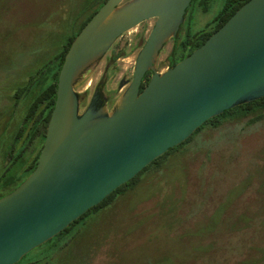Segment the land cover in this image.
Wrapping results in <instances>:
<instances>
[{
  "label": "water",
  "instance_id": "95a60500",
  "mask_svg": "<svg viewBox=\"0 0 264 264\" xmlns=\"http://www.w3.org/2000/svg\"><path fill=\"white\" fill-rule=\"evenodd\" d=\"M192 2L107 0L76 36L38 165L0 198V264H18L207 121L264 98V0H249L191 55L157 71ZM150 19L156 25L112 109L99 88L82 110L79 87L120 37Z\"/></svg>",
  "mask_w": 264,
  "mask_h": 264
},
{
  "label": "rangeland",
  "instance_id": "374dc122",
  "mask_svg": "<svg viewBox=\"0 0 264 264\" xmlns=\"http://www.w3.org/2000/svg\"><path fill=\"white\" fill-rule=\"evenodd\" d=\"M85 2L0 0V24L11 23L13 29L16 27L13 34L19 35L14 42L16 68L9 74L14 80L18 76L19 86L28 80L24 72L33 69L46 47L55 45V41L44 39L64 33L63 25H69L75 14L84 13ZM225 2L214 0L209 12L195 2L185 28H189L191 18L193 32L205 29ZM138 29L116 42V52L128 51L131 46L132 50L126 62L119 61L124 68L117 67L108 76L106 91L115 101L123 92H118L120 82L131 78L134 71ZM76 31L69 27L70 33ZM173 46L170 41L161 52V69ZM100 71L101 67L78 89L82 110L94 94ZM7 78L0 72V84ZM10 103L13 99L2 97L0 110ZM26 105L23 97L8 108L9 122L15 114L10 131L23 118ZM232 116L228 113L219 128L207 125L179 152L143 174L137 187L104 213L98 228L78 234L71 243L78 229L84 227L80 224L30 252L23 264H60L49 262L59 248L55 258L65 257L61 264H264V119L252 122L253 116L240 120Z\"/></svg>",
  "mask_w": 264,
  "mask_h": 264
},
{
  "label": "trees",
  "instance_id": "16d2710c",
  "mask_svg": "<svg viewBox=\"0 0 264 264\" xmlns=\"http://www.w3.org/2000/svg\"><path fill=\"white\" fill-rule=\"evenodd\" d=\"M106 1L107 0H86V6L83 9L84 13L81 11L75 14L69 25H63L66 29L64 33L58 32L54 37L44 39L47 41H55V45L51 48L46 47L41 55V59L36 62L33 69L31 68L28 72H24V77L27 76L28 80L23 86H19L20 82L18 76L17 80H14V77L11 75V79L9 75L13 73L16 68L14 56L17 50L14 48V42L19 35L13 34L15 33L16 27L13 29L14 25H11V23L7 22L4 24V27L0 24V72H5L6 77H9V80L7 78L6 81L0 84V99L2 97L8 101L9 99H13V104H7L6 108L4 105L3 109L0 110V198L18 188L36 169L46 139L51 115L55 107L58 76L64 63L65 56L76 36ZM213 1L214 0H193L192 4L195 2L203 4V11L209 12L210 4H213ZM248 1L249 0H226L221 12L207 24L205 29L200 31L193 32V23H191L192 19L190 18L189 28H185L187 21L181 26L178 36L172 40L174 46L169 57L172 63L174 64L177 61L184 60L196 49L201 47L211 35L218 31L237 10ZM192 4L187 10L189 13ZM11 5L12 4H9V7H11ZM70 26L76 28V33L73 34L69 32ZM18 30H20L19 27L17 28V31ZM184 30L185 36L183 35ZM2 86L4 87L2 88ZM23 97L27 100L26 111L24 112L23 118L18 122L16 129L10 131L9 126H12L11 124L15 119V114L13 115V119L9 122L10 112H8V108H13V106L19 104L20 99ZM228 113L233 114L231 118L233 120H240L253 116L252 122L261 121L264 119V98L226 111L222 115L207 121L186 142L171 149L165 155L155 160L134 179L119 187L101 204L90 209L85 215L72 223L70 227L54 239L72 232L80 224H84V227L78 229L71 243L76 240L78 234L81 235L83 232L93 227L98 228L102 225L104 213L113 210L114 206L118 204V198L124 196L128 191L134 190L143 174L153 167L160 166V164L173 153L179 152V149L189 144L207 125L219 128L222 122L227 120L222 119ZM32 146H34V149L32 155L29 157L27 153L31 150ZM29 160L30 164H28ZM60 249L62 248L55 250L49 262H60L61 264L64 261L65 257L62 258L58 256L59 258H55L56 253H58ZM24 259L18 264H23ZM42 263L48 264L44 261H37L29 264Z\"/></svg>",
  "mask_w": 264,
  "mask_h": 264
},
{
  "label": "flooded vegetation",
  "instance_id": "af4514ba",
  "mask_svg": "<svg viewBox=\"0 0 264 264\" xmlns=\"http://www.w3.org/2000/svg\"><path fill=\"white\" fill-rule=\"evenodd\" d=\"M188 17H189V11H187V14L185 16L184 24L188 21ZM155 25H156V19H150V20L144 21L141 25H139L137 27V29L138 28L139 29L136 30V34H135V37L137 38V42H136L134 47H135V51H137V53L135 54L134 71H133V74H132L131 78H129L128 80L124 79V80L121 81V82H125L126 84L122 88L119 86L118 92L124 91L126 89V87H127V84L133 79L134 74H135V70H136L138 54H139L140 50L144 47V45H145V43H146V41L148 39V36H149L151 30L155 27ZM122 37H124V35ZM122 37H120V38H122ZM115 46H116V43L110 49V51L106 54L105 58L103 59V61L99 64V66L96 69V70H98V68L101 67V71H100L101 74H100V77L98 78V82H97V85H96L94 93L99 88L103 90V92L105 93V96L107 97V106H108L109 110L112 109V107L114 106L116 101L106 91L107 84L109 83L108 76L110 75V73L115 68H117V67L124 68V65L119 63V61H121L122 63L126 62V60L128 58L127 55L132 50V46H131V48L128 51L122 49L121 51L116 52L115 51ZM171 51H170L169 55L167 56V58H166V60L164 62L165 63L164 69H161L159 67V63H157V71L159 73H162V72L166 71L167 69L174 67L179 62H181V61H177L174 64L172 63V61L169 58L170 54H171ZM152 75H153V72H151V71L146 73V75H145V77L143 79V83H142L140 92H142L143 89L148 85ZM121 82H120V84H121Z\"/></svg>",
  "mask_w": 264,
  "mask_h": 264
}]
</instances>
